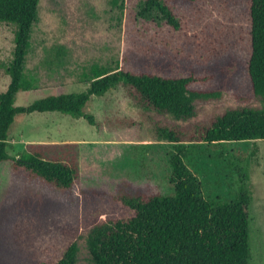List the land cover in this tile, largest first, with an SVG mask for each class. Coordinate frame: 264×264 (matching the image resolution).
I'll return each instance as SVG.
<instances>
[{
    "label": "rangeland",
    "instance_id": "obj_1",
    "mask_svg": "<svg viewBox=\"0 0 264 264\" xmlns=\"http://www.w3.org/2000/svg\"><path fill=\"white\" fill-rule=\"evenodd\" d=\"M145 3L40 0L26 56V74L36 89L19 92L15 105L83 92L95 65L168 78L206 77L205 84L191 88L220 92L221 99L199 103L194 116L176 120L134 104L116 87L89 103L88 111L103 125L100 131L60 113L17 118L9 131V155L30 143L76 142L80 180L73 190L57 192L29 181L25 173L12 176L9 163L0 165V264L55 260L72 244V264H101L92 249L96 227L131 215L114 198L120 188L129 184L163 196L173 192L169 159L176 145L157 141L156 121L187 127L207 123L227 109L260 107L247 74L249 0H159V6L143 14ZM163 6L175 15L177 27L168 23ZM14 30L0 23V93L9 84L5 68L12 58ZM60 47L58 63L53 53ZM183 146L185 163L201 180L206 198L235 200L237 168L245 170L252 196L249 264H264V140Z\"/></svg>",
    "mask_w": 264,
    "mask_h": 264
},
{
    "label": "trees",
    "instance_id": "obj_2",
    "mask_svg": "<svg viewBox=\"0 0 264 264\" xmlns=\"http://www.w3.org/2000/svg\"><path fill=\"white\" fill-rule=\"evenodd\" d=\"M195 2L196 0H187ZM40 0H0V23L15 26L12 58L5 72L9 84L0 93V165L9 163L12 176L25 173L29 181L38 180L57 192L73 190L80 180V148L76 142L30 143L16 156L8 153L9 131L15 120L33 113H60L83 119L100 131L103 127L88 111L92 97H101L121 87L134 104L176 120L189 119L196 105L221 99V93L192 89L209 79L162 77L137 73L123 67L90 69L85 91L48 95L26 106H16L19 92L36 89L34 78L26 74V56L31 48L32 28L38 21ZM159 0H146L142 13ZM161 10L173 27L176 17L170 9ZM250 58L247 74L256 108L227 109L207 123L179 127L156 121L157 141L176 145L170 155L167 196L148 193L129 184L120 188L115 200L131 215L99 224L93 233L92 249L101 264H249L252 196L244 169L237 168L238 194L222 203L206 198L199 177L185 163V143L225 144L264 140V0H249ZM53 58L61 63L63 51L55 49ZM254 149L251 154H254ZM242 156V154H241ZM76 252L70 245L55 260L39 264H72Z\"/></svg>",
    "mask_w": 264,
    "mask_h": 264
}]
</instances>
